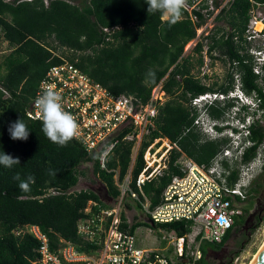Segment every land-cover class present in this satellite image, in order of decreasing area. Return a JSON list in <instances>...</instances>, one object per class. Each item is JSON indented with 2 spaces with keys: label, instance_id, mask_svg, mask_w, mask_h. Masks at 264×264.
<instances>
[{
  "label": "trees",
  "instance_id": "trees-1",
  "mask_svg": "<svg viewBox=\"0 0 264 264\" xmlns=\"http://www.w3.org/2000/svg\"><path fill=\"white\" fill-rule=\"evenodd\" d=\"M249 8V0H232L217 18L220 25L216 33L207 37L208 53L213 59L225 57L231 67L237 61L242 90L247 95L255 93V100L263 109L264 92L256 82L251 64L245 62L246 56L238 53L239 43L234 41L235 36L242 40ZM146 9L144 0H0V37L10 48L0 60V152L20 159V164L11 169L0 166V264H37L36 239L29 234L16 237L13 233L20 225H38L48 235L52 248L60 238L80 244L77 221L89 200H100L92 189L75 190L80 178L89 176L88 172L104 183L109 196L115 198L120 194L113 172L99 169L96 152L89 154L75 139L66 146L51 142L42 132V122L26 115L39 81L51 66L70 61L112 94L133 95L143 103L150 98L152 88L162 82L168 98L157 106L154 128L143 140L132 168L131 186L136 189V178L145 166L144 151L151 141L161 137L176 144L177 148L172 146L169 151L162 174L142 187L150 208L159 203L172 176L180 173L177 160L182 153L199 164H209L229 144L228 137L201 138L194 124L198 111L190 101L206 92L227 94L235 84L233 72H229L228 82L218 87L204 83L196 74L203 63V43L197 42L189 54L184 51L196 34L185 11L182 9L179 22L170 25L161 13L147 14ZM114 26L121 28L110 34L103 32V27ZM219 101L207 108L213 119H222L232 106L230 99ZM247 108L241 107L243 111ZM18 118L31 130L27 141L12 140L7 131L8 124ZM244 129L250 144L243 151L241 162L248 164L264 142V127L253 120ZM129 131L125 127L120 133L107 165L108 169L119 168V180L131 164L134 143L121 139ZM88 163L89 168L84 166ZM224 166L230 168L227 162ZM30 176L34 182L29 189L20 188V182ZM238 177L239 169L232 166L229 183L233 184ZM49 189L58 192L51 193ZM256 192L252 186L247 194L251 197ZM125 205L131 208L128 202ZM252 205L250 201L245 212ZM137 207L141 205L137 203ZM122 218L125 219L123 212ZM241 218L213 249L224 246L235 226L244 223L245 218ZM261 218L257 216L256 225ZM140 224L134 221L130 231L134 232ZM154 225L182 236L189 232L190 223L182 220ZM201 249L199 264H210L203 244Z\"/></svg>",
  "mask_w": 264,
  "mask_h": 264
},
{
  "label": "built area",
  "instance_id": "built-area-1",
  "mask_svg": "<svg viewBox=\"0 0 264 264\" xmlns=\"http://www.w3.org/2000/svg\"><path fill=\"white\" fill-rule=\"evenodd\" d=\"M231 2L232 0H185V17L191 21L196 32L195 37L188 42L189 46H195L197 42L203 43V36L207 38L216 33L217 26L220 25L217 18ZM249 2V19L242 40L235 36L234 41L239 43L238 53L246 56L245 62L251 64L257 77L256 82L264 92L259 84V80H264V3L256 0ZM227 27L225 29L230 30ZM120 28L103 27V32L110 34ZM208 45L203 44L201 51L203 63L199 74L202 76L208 71V58L212 59L208 53ZM236 65L237 61H233L235 84L232 90L227 94H199L191 98V106L198 111L206 101L232 97L239 104L247 103L248 97L242 90L240 78L237 77ZM46 89H52L60 95L63 110L70 113L79 126L78 136L74 139L89 154L96 152L101 171L113 172L120 194L115 198L109 196L104 183L98 181L105 188L107 202L101 198L99 201L87 202L82 211L83 215L76 224L80 244L60 238L55 248H52L48 235L38 225L25 224L15 228L13 233L16 237L29 234L36 239L37 264H199L204 241L222 242L226 232L234 226L235 217L242 215L239 204L246 199L250 184L249 167L241 162V155L239 177L233 184L229 183L232 165L236 163L233 159H237L232 156V143L223 147L209 164H199L186 155L180 156L177 160L180 173L172 176L160 195L159 203L153 208H150L142 187L147 181L162 174V169L166 167V156L155 159L156 154H151L152 148L148 145L143 155L145 166L136 178V189L131 186L135 158L129 166L130 171H127L122 180L118 179V167L107 168L114 148L120 141V133L125 127L130 131L121 139L133 142L143 138L145 133H150L154 128L157 106L168 98L162 82L152 88L150 98L143 103L133 95L112 94L72 62L64 60L51 66L39 81L26 112L29 118L41 121L36 100ZM253 96L256 97L255 93ZM197 121H194L195 125L198 124ZM222 131L217 130L216 126H206L204 133L210 139H216L221 136ZM169 144L167 154L172 146L177 148L175 143ZM108 148L112 150L105 161L101 157ZM259 161L262 162L261 159ZM224 162L230 168L225 167ZM49 192L58 191L49 189ZM141 197L147 203H142ZM128 200L136 203L135 205H141L151 224L185 220L190 223L189 232L179 236L173 230L165 231L162 240L171 248L168 254L160 250L137 247L134 232L130 231L132 223L126 216L125 201ZM122 212L125 219L122 218ZM123 225L127 228H123Z\"/></svg>",
  "mask_w": 264,
  "mask_h": 264
},
{
  "label": "rangeland",
  "instance_id": "rangeland-1",
  "mask_svg": "<svg viewBox=\"0 0 264 264\" xmlns=\"http://www.w3.org/2000/svg\"><path fill=\"white\" fill-rule=\"evenodd\" d=\"M163 18L165 17L163 16ZM221 26H223L224 28L226 27L223 25V23L221 24ZM205 37H202V39L204 38L203 44L208 45L210 39ZM189 43H187L185 46V54H189L193 49L194 45L189 46ZM9 51L10 48L7 42L0 37V60L2 56H4V54H7ZM215 56H217V53ZM207 62L208 66L206 69H208V71L206 72L205 76H202L201 73L199 74V72H196V74H199V76L202 78V81H205L208 85L215 84L216 87H218L220 84L227 83L228 74L229 72H232V67L229 61L222 56L214 59L208 58ZM235 69H237V66H235ZM237 77H239V73ZM262 81L259 80V84L264 88V82ZM250 96L254 97L253 94ZM229 99L232 100V98L222 100L219 99V102H223L224 100ZM253 101L254 100H248V102L250 103ZM235 105L240 104L238 103V101L232 100V106H229V108L226 110V114L222 119H213L208 115L206 110L207 108L205 109V112L203 111L204 107L201 108L200 110H198V116L196 117V119L198 120V124H196V126L202 139H210V137L206 133H204L206 126L218 125L222 127V134L218 138H230L229 143H232V156H236L237 158L235 160L233 159V161H235L236 163H234L232 166H236L238 168L240 166L241 152L247 145H249L247 136L243 135V131L245 130L242 129H244L245 124H248L249 122L252 123L253 120H258L259 123L264 127V108L260 109L257 100L251 103L250 107H248L246 111L237 109ZM238 108H240V106H238ZM235 129L237 130L234 131ZM148 134V132L145 133L143 135V138L141 137L139 140L136 139L133 142V147L135 148L132 153L133 158H136L135 156L140 149L143 140L147 139ZM169 142L170 141L167 138L161 137L155 138L151 141L149 148H152L151 154H156L155 159H159L163 155L168 157L167 151L170 148ZM182 155L185 154L182 153L181 156ZM260 159L262 161L261 163L259 161ZM84 166L89 168L90 163ZM247 166L249 167L250 173L248 180L250 183L249 187L254 186L257 189V192L253 193L251 197L247 194L246 199L243 200L241 204H239L242 209V215L240 217H235V222L241 221V217H244V223L235 226L229 239L220 250L215 251V249H213L216 245L215 243L206 241L202 243L207 251L206 259L210 264H226L229 261H231V264H250L254 259V256L264 245V142L260 145L256 158L248 163ZM88 173V177L84 176L80 178L77 186L75 187V190L92 189L96 191V193L102 200H105V202H107L104 186L97 180H95L90 172ZM141 200L143 201L142 203H147L145 202V199L143 197H141ZM250 201L253 202V205L248 212H245L244 208ZM125 202H128L131 205V208L126 207L127 219L131 223L136 220L141 222V224L134 230L136 246L142 249L160 250L168 254L171 248H168V244L162 240V235L165 234L166 230L162 227L151 224L145 211L141 209L142 207H137V205H135L136 203L130 200ZM148 204L150 206L149 200ZM133 206L134 208H132ZM260 215L262 216L261 221L258 225H256V218ZM254 226L256 227L253 228Z\"/></svg>",
  "mask_w": 264,
  "mask_h": 264
},
{
  "label": "clouds",
  "instance_id": "clouds-1",
  "mask_svg": "<svg viewBox=\"0 0 264 264\" xmlns=\"http://www.w3.org/2000/svg\"><path fill=\"white\" fill-rule=\"evenodd\" d=\"M144 3L147 4V14L155 15L156 13H161L166 18L167 22L172 25L180 21L185 0H144ZM246 96L248 97V100L255 101L254 97H251L247 94ZM60 100V95H58L54 90L46 89L36 100V105L39 109L42 122V132L44 133V135L51 142L59 146H66L71 140L78 136L79 126L73 116L63 110ZM216 100L218 99H214L210 102L206 101L203 106V111L205 112V109L212 105ZM232 100L237 101L235 97H232ZM251 103L247 102L235 106L240 110L244 105L250 107ZM238 106H240V108H238ZM248 125L249 123L245 124V126ZM7 131L12 140L27 141L31 130L24 120L18 118L14 122H10L8 124ZM243 132V135L246 136L245 131ZM111 150V148L105 150L101 158L106 161ZM243 151L241 152V156L243 154ZM19 164L20 159L18 157H13L12 155L5 153L4 151L0 152V166L11 169ZM16 179L20 180V177L17 176ZM33 182L34 178L30 176L28 177L27 181H21L19 186L24 190H28L30 183Z\"/></svg>",
  "mask_w": 264,
  "mask_h": 264
},
{
  "label": "water",
  "instance_id": "water-1",
  "mask_svg": "<svg viewBox=\"0 0 264 264\" xmlns=\"http://www.w3.org/2000/svg\"><path fill=\"white\" fill-rule=\"evenodd\" d=\"M253 264H264V247L254 260Z\"/></svg>",
  "mask_w": 264,
  "mask_h": 264
},
{
  "label": "bare ground",
  "instance_id": "bare-ground-1",
  "mask_svg": "<svg viewBox=\"0 0 264 264\" xmlns=\"http://www.w3.org/2000/svg\"><path fill=\"white\" fill-rule=\"evenodd\" d=\"M248 109V108H247ZM239 112V111H238ZM196 162V161H195ZM119 179V178H118ZM189 230H190V226H189ZM264 245L262 246V248L258 251V253L254 256V259L251 261L250 264H253L254 260L256 259V257L258 256V254L261 252V250L263 249Z\"/></svg>",
  "mask_w": 264,
  "mask_h": 264
},
{
  "label": "crops",
  "instance_id": "crops-1",
  "mask_svg": "<svg viewBox=\"0 0 264 264\" xmlns=\"http://www.w3.org/2000/svg\"><path fill=\"white\" fill-rule=\"evenodd\" d=\"M132 153H133V148H132ZM131 158H132V159H131V162H132V161H133V159H134V158L132 157V155H131ZM134 161H135V159H134Z\"/></svg>",
  "mask_w": 264,
  "mask_h": 264
},
{
  "label": "flooded vegetation",
  "instance_id": "flooded-vegetation-1",
  "mask_svg": "<svg viewBox=\"0 0 264 264\" xmlns=\"http://www.w3.org/2000/svg\"><path fill=\"white\" fill-rule=\"evenodd\" d=\"M215 251H217V250H215Z\"/></svg>",
  "mask_w": 264,
  "mask_h": 264
}]
</instances>
